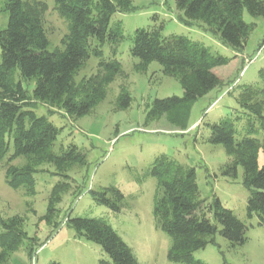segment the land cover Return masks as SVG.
Returning <instances> with one entry per match:
<instances>
[{"label":"rangeland","instance_id":"1","mask_svg":"<svg viewBox=\"0 0 264 264\" xmlns=\"http://www.w3.org/2000/svg\"><path fill=\"white\" fill-rule=\"evenodd\" d=\"M38 1L48 6L44 26L50 39L49 50H53L62 46L68 21L58 13L54 0ZM3 8L4 0H0V29L8 22ZM243 18L253 23L254 28L244 49L235 51L211 33L183 23L182 11L175 0H132L130 11L113 15L112 24H121L124 39L101 46L103 56L91 54L74 76L78 86L94 76L104 77L102 61L117 60L121 64L114 80L103 85V95L90 112L76 117L56 104L35 101L37 113L46 115L60 129L53 150L60 152L75 144L85 153L86 163L73 164L59 174L53 165L41 160L18 157L10 164L30 163L39 170L35 174L36 193L31 195L24 186L15 189L8 185L7 160H0V216L5 219L17 216L30 238L10 253L5 264H101V260H109L99 244L77 235L68 225L69 217L107 221L130 247L139 264H186L170 260L172 237L155 226L157 179L148 173L155 159L163 154L196 169L204 205L219 199L247 227L244 244L232 246L217 233L215 243L195 251L194 257L205 264H264V225L259 224L257 216H247L250 191L244 185V168L239 166L235 177L223 174L232 156L223 144L208 141L211 133L208 124L226 117L235 121L237 138L247 134L251 117L240 105V99L250 87L260 92L253 98L259 102L257 107L261 110L264 106V80L260 76V70L264 69V17L252 16L245 10ZM154 26H163L165 36L183 35L203 43L213 54L231 58L227 65L214 69L222 84L195 102L187 129L176 126L166 115L159 119L148 115L156 98L184 94L177 76L166 75L156 61L141 67L140 59L131 53L136 29ZM124 94L130 96L126 108L121 104ZM254 121L258 128V120ZM253 136L261 144L258 149L261 167L264 130ZM12 152L13 140L9 155ZM64 174L69 178L63 177ZM64 180L70 182V187L52 203L54 185ZM110 186L120 189L125 196L120 211L98 204L92 195V191L100 192ZM51 205L55 208L49 213L51 221H40Z\"/></svg>","mask_w":264,"mask_h":264},{"label":"trees","instance_id":"2","mask_svg":"<svg viewBox=\"0 0 264 264\" xmlns=\"http://www.w3.org/2000/svg\"><path fill=\"white\" fill-rule=\"evenodd\" d=\"M54 1L58 13L68 21L62 46L49 50L50 39L44 26L48 6L42 1L4 0L8 22L0 29V160H7L8 185L15 189L24 186L31 195L36 193L35 174L39 170L30 163L10 164L18 157L41 160L53 165L59 174L73 164L86 163L85 153L75 144L60 152L53 150L60 129L46 115L37 113L35 101L56 104L71 116L90 112L103 95V85L114 80L121 64L117 60L102 61L104 77L94 76L78 86L74 76L91 54L103 56L101 46L124 39L123 27L119 23L113 25L112 18L117 12L132 9V0ZM175 3L182 11L183 23L211 33L235 51L244 49L254 28L253 23L244 20V11L264 17V0H175ZM162 30L163 26L136 29L131 53L140 59L141 67L156 61L166 75L179 78L183 96L156 98L148 115L155 119L166 115L173 124L187 129L195 102L222 84L214 69L227 65L231 58L213 54L203 43L189 37L165 36ZM260 76L264 80V69L260 70ZM257 93L260 92L250 87L241 94L245 100L240 99V105L251 117L247 134L237 138L235 121L226 117L208 124L211 131L208 141L223 144L232 156L223 174L235 177L238 167L244 168V185L250 191L247 216H257L259 224L264 225V165L259 167L261 144L253 136L264 130V106L260 110L259 102L253 101ZM121 104L124 108L129 106L128 94L121 95ZM11 140L13 152L9 155ZM148 175L157 179L153 215L155 226L172 237L171 261L205 264L194 253L215 243L217 233L232 246L245 243L247 227L231 209L219 199L204 205L194 167L163 154L155 159ZM62 176L69 178L67 174ZM69 187L70 182L58 181L52 189L51 202H56ZM92 195L98 204L114 211L121 210L125 199L114 186L92 191ZM54 210L51 205L40 221L50 222L49 213ZM67 222L79 237L102 247L109 260H101V264H139L127 243L104 219L69 217ZM21 223L17 216L10 219L0 216V264L6 263L24 239H30Z\"/></svg>","mask_w":264,"mask_h":264}]
</instances>
